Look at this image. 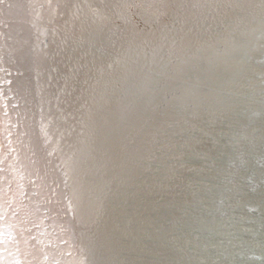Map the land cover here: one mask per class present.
Masks as SVG:
<instances>
[{
    "label": "water",
    "instance_id": "water-1",
    "mask_svg": "<svg viewBox=\"0 0 264 264\" xmlns=\"http://www.w3.org/2000/svg\"><path fill=\"white\" fill-rule=\"evenodd\" d=\"M225 223L243 230L229 250ZM250 253L264 0H0V264Z\"/></svg>",
    "mask_w": 264,
    "mask_h": 264
},
{
    "label": "bare ground",
    "instance_id": "bare-ground-1",
    "mask_svg": "<svg viewBox=\"0 0 264 264\" xmlns=\"http://www.w3.org/2000/svg\"><path fill=\"white\" fill-rule=\"evenodd\" d=\"M243 207L245 208V212H248V210L252 209V206H247V205H243ZM223 229H217L215 230L216 232H218V235L220 236V239L222 241L223 246H225L228 250L233 246L236 247L238 245V241L241 238V236L243 235V233H239V232H243V230L240 227H237L233 224L230 223H225L222 227ZM236 229V230H235ZM223 252H227L224 251V247H222ZM255 257L256 256H251L248 255V259L250 262H247L248 264H257V262H255ZM242 259L246 262L247 261V254L242 255ZM258 263L259 264H264V255H262L259 259H258Z\"/></svg>",
    "mask_w": 264,
    "mask_h": 264
}]
</instances>
